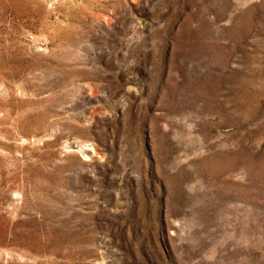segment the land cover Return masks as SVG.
Listing matches in <instances>:
<instances>
[{
    "label": "rangeland",
    "instance_id": "1",
    "mask_svg": "<svg viewBox=\"0 0 264 264\" xmlns=\"http://www.w3.org/2000/svg\"><path fill=\"white\" fill-rule=\"evenodd\" d=\"M0 264H264V0H0Z\"/></svg>",
    "mask_w": 264,
    "mask_h": 264
},
{
    "label": "built area",
    "instance_id": "2",
    "mask_svg": "<svg viewBox=\"0 0 264 264\" xmlns=\"http://www.w3.org/2000/svg\"><path fill=\"white\" fill-rule=\"evenodd\" d=\"M34 38V36L33 35H30V39H33Z\"/></svg>",
    "mask_w": 264,
    "mask_h": 264
}]
</instances>
